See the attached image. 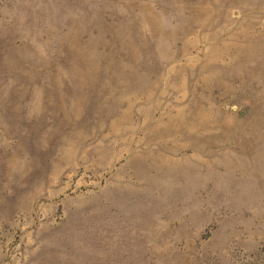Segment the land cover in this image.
<instances>
[{
	"label": "rangeland",
	"instance_id": "rangeland-1",
	"mask_svg": "<svg viewBox=\"0 0 264 264\" xmlns=\"http://www.w3.org/2000/svg\"><path fill=\"white\" fill-rule=\"evenodd\" d=\"M0 264H264V0H0Z\"/></svg>",
	"mask_w": 264,
	"mask_h": 264
}]
</instances>
